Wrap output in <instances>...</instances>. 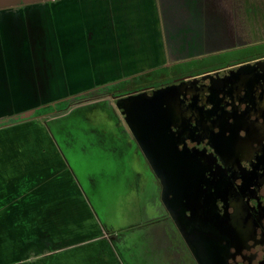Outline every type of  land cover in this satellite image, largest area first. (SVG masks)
I'll return each instance as SVG.
<instances>
[{
  "label": "crops",
  "instance_id": "crops-1",
  "mask_svg": "<svg viewBox=\"0 0 264 264\" xmlns=\"http://www.w3.org/2000/svg\"><path fill=\"white\" fill-rule=\"evenodd\" d=\"M258 42H264V0H8L0 5V119L169 62ZM100 103L85 107L106 112ZM73 111L46 117L49 136L42 141L47 144L41 141L37 147L20 141L31 133L26 126L36 117L0 126V264H122L109 236L124 247L129 240L122 241V233L139 223L135 215L131 220L136 222L117 225L109 215L110 196L105 193L103 203L94 197L98 178L107 172L104 161L58 145L55 134L63 131L67 118L91 116ZM102 118L116 132L90 131L87 146L119 152L122 170L113 181L121 189L125 180L135 197L143 188L137 191L125 165L152 174L127 135L111 118ZM5 130L12 136L5 138ZM12 138L15 147L4 149ZM127 149L132 155L125 154ZM81 174H88L92 197ZM150 178L144 180L139 206L145 214L147 204L157 201ZM74 200L86 211H74ZM90 209L92 226L87 223ZM157 209L161 216V206Z\"/></svg>",
  "mask_w": 264,
  "mask_h": 264
},
{
  "label": "flooded vegetation",
  "instance_id": "flooded-vegetation-1",
  "mask_svg": "<svg viewBox=\"0 0 264 264\" xmlns=\"http://www.w3.org/2000/svg\"><path fill=\"white\" fill-rule=\"evenodd\" d=\"M246 45L254 44H237L193 60H178L154 68L150 71L161 69L160 72H165H159L151 82L140 81L139 84L128 85L129 80L144 75V72L70 94L51 104L64 101L66 106L46 113H41L40 107L29 118H46L43 116L45 114L58 116L75 106L99 102L96 97L104 95L100 104L106 110L107 118L113 120L119 132L126 134L121 120L113 109H109L110 102L115 103L130 96L138 101L144 99V96L151 97L168 89H177L173 96L181 101L180 111L186 119L170 127L172 136H179L178 148H204L213 140L219 144L223 141L226 147L223 164L204 166L202 175V180L207 182V201L213 204L217 216L226 218L225 225L233 231L231 237L220 240L217 246L220 264H264V54L234 57L224 62L200 65L185 72L173 69L175 65L238 50ZM126 135L151 172L131 134ZM131 152V149H127L125 154ZM151 176L156 187L153 189L151 186V191L157 194L153 206L156 208L160 205L164 211L160 217L171 224L170 231H174L183 264H198L160 201L158 180L153 174Z\"/></svg>",
  "mask_w": 264,
  "mask_h": 264
},
{
  "label": "water",
  "instance_id": "water-1",
  "mask_svg": "<svg viewBox=\"0 0 264 264\" xmlns=\"http://www.w3.org/2000/svg\"><path fill=\"white\" fill-rule=\"evenodd\" d=\"M7 1H1L0 5ZM176 90L168 89L158 95L144 96V99L138 101H134L132 96L115 103L106 101L126 127L122 126L125 133L133 137L152 174L158 180L160 201L183 235L197 263L220 264L217 246L220 240L231 237L233 231L225 225L226 218L217 216L213 204L207 201V182L202 180V175L204 166L223 164L227 154L226 147L223 141L219 144L217 140H213L204 148H178L179 136L173 137L170 127L186 119L180 111L181 101L173 96ZM95 102L75 106L67 113L83 106V109L73 112H86L89 115L90 110L85 106ZM36 111L37 109H30L0 119V126L29 118ZM109 239L112 240V247L120 262L128 264L124 250L126 252V246H129V253H134L130 245H124L125 249L120 248L111 235Z\"/></svg>",
  "mask_w": 264,
  "mask_h": 264
},
{
  "label": "rangeland",
  "instance_id": "rangeland-1",
  "mask_svg": "<svg viewBox=\"0 0 264 264\" xmlns=\"http://www.w3.org/2000/svg\"><path fill=\"white\" fill-rule=\"evenodd\" d=\"M263 55L264 54V42H260V44H254V45H246L241 49L238 50H232L226 53L221 54H214V55H208L207 57H203L201 60L192 61V62H186L184 64L175 65L173 69L177 71L185 72L187 70H193L194 68L200 66V65H211L218 62H224L226 59H232L239 56H251V55ZM174 62V61H173ZM170 63V62H169ZM161 71L157 70L155 72H146L144 75L139 76L138 78H135L134 80L131 79L128 82V85L131 84H139L140 81L143 82H151L154 80L156 75ZM165 72V71H162ZM160 72V73H162ZM130 78V77H128ZM101 97V98H100ZM97 100L100 102L103 100L104 95L97 96ZM107 98H105L106 100ZM107 102V101H106ZM108 104V103H107ZM106 105V103H105ZM109 105V104H108ZM112 110V107L109 108ZM91 116L89 119H83V118H67L64 123V129L63 131H58L55 136L57 139V143L60 147H64L69 150V148L73 149V154H77L79 156L84 155L88 157V159L93 158L96 161H104L106 163V170L105 178H98L97 184L100 185L97 192L95 193L94 197L96 199H99V203L105 202L107 193L111 198V204L108 209L112 208L110 211V216L115 220L117 225H125L129 221H135L131 220L135 215L137 217L136 221L139 223V228L134 230H127L122 233L121 237H123L122 241L127 238L129 241L127 242L130 247H132V250L134 253H129V246H126V252L124 250V255H126L128 264H183L182 261V255L181 251L178 247V243L176 244V238L174 231H170L171 224L168 225L165 219L159 218L160 214L157 213L159 209L154 208L153 204H147V210L146 214L139 211V206L141 204V197L143 194V191L145 189L144 186V180L146 178H150L149 175H147L141 166H139L137 169L131 165L129 167L130 171L128 170V165H125L126 169V176L130 173V179H132L134 182H137L138 189L137 191L142 190L138 193H135V197L132 196V194H129L128 188L125 184L120 189L116 182L113 181L114 178L119 174L118 169L122 170V167L120 166V162L123 160L120 158V154L116 150H103L100 149L97 146H87V137L89 135L90 131L100 129L101 131H104L106 134H112L115 133V129H112V126L107 124L105 120H103L102 116L107 118L108 114L105 112L99 113L97 108L90 109ZM51 114H45L44 117H48ZM33 120V121H32ZM31 121L33 123H28L26 127L27 130L31 131L29 134H24L20 136V141L23 142L24 145H26L27 148H31V143H34V147H37V145L42 141V138H44V135L46 138L49 136L48 131L45 128V125L43 123L44 120H47V118H43L42 116H37L36 118L32 119ZM30 121V122H31ZM51 126V124H50ZM23 127L20 126L15 131L19 132ZM37 128H40L39 130L41 133H39ZM5 138L11 137L12 134L10 130H5ZM64 132V133H62ZM33 133V134H32ZM33 138L35 141H31V138ZM19 139V138H18ZM17 143V139L12 138L9 142L4 144V149L8 150L15 147V144ZM42 143L47 144L46 141H42ZM2 144L0 143V148H2ZM47 147V146H45ZM138 163L135 162V165L137 166ZM98 169V168H97ZM96 169V170H97ZM95 170V171H96ZM82 172V170H80ZM147 172H149L146 169ZM136 173L138 176H136ZM81 181L83 182V185L89 195V197H92V192L89 190V185L87 184L86 176L88 174H81L79 175ZM128 178V180H130ZM127 180V181H128ZM151 186L153 189H156L155 187V181L153 178H150ZM122 186V184H121ZM144 186V187H143ZM154 191V190H153ZM152 191V192H153ZM118 192L122 193V197H119ZM140 196V198H138ZM146 198L147 195L145 194ZM136 198L135 203H131V198ZM155 197V196H154ZM150 198V193L148 194V200ZM156 202V201H155ZM31 211V207H30ZM74 211L82 213L85 212L86 209H84L83 205H81L80 202L74 200ZM163 211V210H162ZM91 209L89 210V224L92 226L91 223H94V217L91 214ZM164 212V211H163ZM85 216V215H84ZM145 219L142 221H138V219ZM128 219V220H126ZM135 221V222H136ZM75 227V224H74ZM123 255V254H122ZM125 257V256H124Z\"/></svg>",
  "mask_w": 264,
  "mask_h": 264
},
{
  "label": "trees",
  "instance_id": "trees-1",
  "mask_svg": "<svg viewBox=\"0 0 264 264\" xmlns=\"http://www.w3.org/2000/svg\"><path fill=\"white\" fill-rule=\"evenodd\" d=\"M64 104H65L64 101H62V102H58V103L53 104V105L48 104V105L43 106V107L40 109V112H41V113L50 112V111H52V110L55 109V108H60V106H61V107H62V106H66V104H65V105H64Z\"/></svg>",
  "mask_w": 264,
  "mask_h": 264
}]
</instances>
